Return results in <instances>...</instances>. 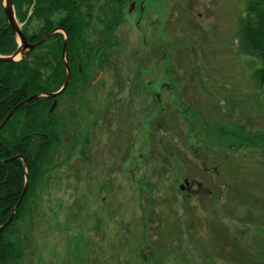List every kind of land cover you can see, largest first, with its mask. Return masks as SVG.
Here are the masks:
<instances>
[{
	"label": "rangeland",
	"instance_id": "rangeland-1",
	"mask_svg": "<svg viewBox=\"0 0 264 264\" xmlns=\"http://www.w3.org/2000/svg\"><path fill=\"white\" fill-rule=\"evenodd\" d=\"M247 2L124 8L116 69L62 99L77 119L28 196L22 264H264V86L234 37ZM238 123L258 142L229 149Z\"/></svg>",
	"mask_w": 264,
	"mask_h": 264
},
{
	"label": "trees",
	"instance_id": "trees-1",
	"mask_svg": "<svg viewBox=\"0 0 264 264\" xmlns=\"http://www.w3.org/2000/svg\"><path fill=\"white\" fill-rule=\"evenodd\" d=\"M125 4L126 0L13 1L16 19L23 24L22 33L30 43L40 42L54 30H61L66 35L65 62L70 80L60 95L34 98L22 105L0 129V227L8 220L27 182L26 194L11 222L0 232V264H22L26 257L27 245L20 226L32 212L28 196L49 172L56 151L64 145L67 131L77 119L69 106L65 113L59 111L62 99L65 96H69L70 101L81 99L82 91L87 85L91 86L96 74L116 69L110 55L120 45L116 30ZM4 29L2 22L0 55H9L16 50L17 43L10 28ZM234 37L237 52L258 61L260 67L255 75H258L259 87H263L264 0H248L243 14L236 21ZM63 42V34L56 32L22 60L0 62V124L13 108L31 96L55 93L62 87L66 77L62 64ZM205 81L204 78L199 81L204 93L207 89ZM262 92L264 95V90ZM194 94L197 98L196 92ZM205 94L199 97L200 102ZM54 101L56 105L51 111ZM211 107H208L209 112ZM216 109L217 113H223L221 107ZM243 129L238 123L233 132L221 133L231 138L229 149L245 148L248 142H258L257 136L241 135ZM191 132L193 130L187 131ZM198 137L202 140L196 134L195 138ZM183 139V146L188 149V135ZM213 139L208 136L205 138L207 142L203 143L208 144ZM163 151L170 153L169 150Z\"/></svg>",
	"mask_w": 264,
	"mask_h": 264
},
{
	"label": "water",
	"instance_id": "water-1",
	"mask_svg": "<svg viewBox=\"0 0 264 264\" xmlns=\"http://www.w3.org/2000/svg\"><path fill=\"white\" fill-rule=\"evenodd\" d=\"M3 11L5 13L6 19L9 22V25L11 27V30L14 34V36L16 37L17 41H18V48L17 50H15L12 54L7 55V56H0V62L1 63H8V62H14V61H18L26 56H28L29 52H31L34 47L37 44H30L28 43V41L25 39V37L22 35L21 30L19 28V25L17 24L15 17H14V12L12 9V3L11 0H4V8ZM55 32V31H54ZM54 32H52L51 34H49L48 36H46L43 40H41L40 43H43L50 35H52ZM66 44H67V40H65L64 44H63V50H62V62L65 66L66 69V77H65V81L62 85V87L55 93H51V94H36L34 96H31L30 98H28L27 100H25L24 102H22L20 105H18L17 107L13 108L5 117V119L1 122L0 124V129L4 126V124L8 121V119L13 115V113L19 109L22 105L26 104L28 101L34 99V98H39V97H46V98H54L58 95H60L64 89L67 87L69 80H70V73L69 70L67 68V65L64 61V56H65V49H66ZM56 105V101L53 102L52 107H51V111L54 109ZM188 182L185 180L184 181V186L181 185L179 188L180 190L183 189V187L187 186ZM26 188H27V182L25 181V185H24V189L22 192V195L20 197V199L18 200V203L16 204V206L14 207L12 213L10 214L8 220L5 222V224L3 226L0 227V232L11 222L14 213L16 211V209L18 208L22 198L24 197L25 193H26Z\"/></svg>",
	"mask_w": 264,
	"mask_h": 264
},
{
	"label": "flooded vegetation",
	"instance_id": "flooded-vegetation-1",
	"mask_svg": "<svg viewBox=\"0 0 264 264\" xmlns=\"http://www.w3.org/2000/svg\"><path fill=\"white\" fill-rule=\"evenodd\" d=\"M3 1L4 0H0V23H2L3 22V24H4V27H5V29L3 30V31H5L6 29H8V28H10V25H9V23H8V21H7V19H6V16H5V13H4V11H3ZM13 1L14 0H11V2H12V4H13ZM148 1H150V0H139L138 2H137V0H126V4H125V7H126V11H127V13H130V12H132L133 10H137V12H138V14L141 16V15H143V12H145V10H146V8H147V6H148ZM152 2H153V4L154 5H157L158 6V3L160 2V0H151ZM14 7V6H13ZM124 7V8H125ZM159 7V6H158ZM124 8H123V10H122V12L124 11ZM14 9V8H13ZM161 9H166L165 7L164 8H161ZM163 15H166L165 13H163L162 14V16ZM200 16V19H201V15H199ZM122 17H123V13H122ZM123 19V18H122ZM122 21V20H121ZM121 24V23H120ZM11 29V28H10ZM166 54V53H165ZM181 54V52H178V55H180ZM170 56V55H169ZM163 59H167V62H169L170 63V65H167V67H166V71H169V70H171V71H176L177 73H179L180 74V72L182 71V67L181 66H179L178 68H176V66L173 64V60H172V57L170 56V57H164ZM177 62V64H180V62H178V61H176ZM174 68H176V69H174ZM170 79V78H169ZM175 80H177V81H180V77H177V79L175 78ZM170 81H171V83H173V82H175L174 80H172V79H170ZM163 88H165V87H163ZM169 88V87H168ZM158 96V95H157ZM189 187H190V183H189Z\"/></svg>",
	"mask_w": 264,
	"mask_h": 264
}]
</instances>
